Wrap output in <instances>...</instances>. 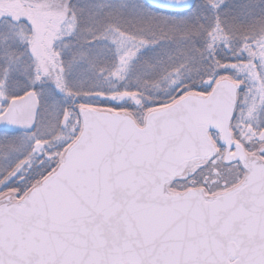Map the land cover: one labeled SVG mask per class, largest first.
Listing matches in <instances>:
<instances>
[{
	"label": "snow or ice",
	"instance_id": "obj_1",
	"mask_svg": "<svg viewBox=\"0 0 264 264\" xmlns=\"http://www.w3.org/2000/svg\"><path fill=\"white\" fill-rule=\"evenodd\" d=\"M0 264H264V0H0Z\"/></svg>",
	"mask_w": 264,
	"mask_h": 264
}]
</instances>
